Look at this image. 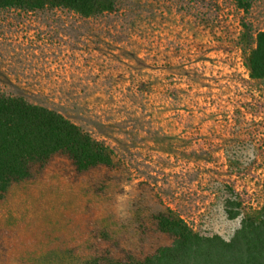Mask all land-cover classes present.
I'll return each instance as SVG.
<instances>
[{"label": "rangeland", "instance_id": "1", "mask_svg": "<svg viewBox=\"0 0 264 264\" xmlns=\"http://www.w3.org/2000/svg\"><path fill=\"white\" fill-rule=\"evenodd\" d=\"M114 6L66 37L54 29L65 14L0 16L22 47L50 39L39 28L55 36L36 87L50 92H18L0 71L2 94L60 113L114 153L112 167L84 173L57 155L11 186L0 201V264H82L97 252L101 264L122 253L143 260L173 244L158 225L168 209L229 243L264 207V81L251 79L244 54L264 31V0ZM118 25L120 48L87 43L105 27L112 40Z\"/></svg>", "mask_w": 264, "mask_h": 264}, {"label": "trees", "instance_id": "2", "mask_svg": "<svg viewBox=\"0 0 264 264\" xmlns=\"http://www.w3.org/2000/svg\"><path fill=\"white\" fill-rule=\"evenodd\" d=\"M115 1L0 0V16L4 13H15L32 18L45 14H65L70 21L67 23L64 21L65 25L62 28L57 26L54 29L57 31L61 29L63 33L60 31V36L66 37L64 35L71 36L72 32H76L83 23L88 24L94 19L117 14ZM237 1L246 6L251 0ZM21 24H26V21ZM103 24H99L98 27ZM121 26L128 28L132 25ZM119 28L118 25L116 36L113 35V31L110 32V35H113L112 40L105 37L106 27L103 32L97 31L94 38L92 34L89 36L90 31H87L85 33L86 37L89 36L87 43L101 46L103 51H107L109 47L120 48L119 42L121 38L125 42V36L121 37ZM15 30H9L7 26L0 24V71L10 79L11 83L17 85L18 92H50L36 87L40 86L48 76L45 75L44 70L49 65L50 57L49 53L43 52L52 50L55 36L51 26L46 30L38 29L41 30L39 34L42 36L52 34L50 39L37 43L34 38L29 37L30 43H26L23 47L17 39ZM131 35L132 33H127L126 36L130 38ZM26 36L31 35L27 33ZM252 46L244 51L246 67L252 80L264 81V31L258 33ZM87 67L92 69L91 66L86 65ZM29 71L38 73L41 71L45 77L38 74L33 77L28 73ZM84 74L89 76L92 73L85 71ZM87 91V89L80 90V92ZM57 155L66 156L79 173L100 167L110 168L114 165V153L109 147L93 139L90 134L60 113L30 104L22 97L4 95L0 91V201L11 186L30 181L35 167H45ZM228 215L234 220L239 213L228 211ZM158 225L164 233L172 236L171 246L161 248L154 255L143 260L122 253L105 262L107 264H264V207L246 216L242 228L229 243L218 237L200 236L190 229L180 216L169 209L158 219ZM98 257L100 256L97 252L95 256L84 258L82 264H101L102 259ZM61 259L66 258L61 257ZM68 260H71V256Z\"/></svg>", "mask_w": 264, "mask_h": 264}]
</instances>
